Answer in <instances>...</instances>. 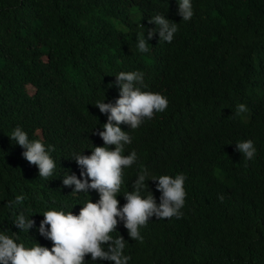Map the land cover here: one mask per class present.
Returning <instances> with one entry per match:
<instances>
[{
    "label": "trees",
    "instance_id": "1",
    "mask_svg": "<svg viewBox=\"0 0 264 264\" xmlns=\"http://www.w3.org/2000/svg\"><path fill=\"white\" fill-rule=\"evenodd\" d=\"M193 7L185 22L176 0H0V229L42 240L47 208L79 213L83 198L62 185L68 154L94 127L95 102H111L110 77L141 71L144 90L169 103L133 130L132 149L141 162L159 159L160 175L185 174L187 195L182 217L150 218L142 241L118 224L112 235L126 232L129 264H264V0ZM157 14L178 32L171 43L154 35L141 53L136 36L145 29L147 39ZM18 126L52 147L55 176L40 178L23 158L10 140ZM247 139L257 148L251 161L235 146ZM20 211L35 221L27 234L12 224Z\"/></svg>",
    "mask_w": 264,
    "mask_h": 264
},
{
    "label": "clouds",
    "instance_id": "2",
    "mask_svg": "<svg viewBox=\"0 0 264 264\" xmlns=\"http://www.w3.org/2000/svg\"><path fill=\"white\" fill-rule=\"evenodd\" d=\"M176 3L182 20H191L195 14L193 0H176ZM148 23L156 27L147 32V39L144 28L136 36L135 43L141 53L149 51L147 41L154 35L171 43L178 32L179 24L166 19L164 14L151 17ZM110 88L111 102H105V95L95 102V125L79 137L68 154L71 174L65 172L62 177V185L71 187L73 195L80 194L83 198V203L78 205L79 213L49 207L40 214L44 219L38 228L31 219L33 215L25 211L14 213L12 224L20 233L27 234L36 228L47 240L25 243L19 234L0 229V264H86L88 255L92 264L97 261L129 264L131 256L124 252L126 232L115 238L112 235L117 233L118 224H123L132 240L142 241L141 229L150 218L182 217L187 195L186 175H160L159 159L141 162L132 149L133 130L156 113L164 112L169 103L167 96L144 90L141 71H120L112 75ZM238 110L246 112L247 106L241 103ZM10 140L23 149V158L37 167L40 178L56 175L58 164L51 155L53 149L43 139L30 138L18 126L12 130ZM235 146L247 161L257 155L251 139ZM24 200L22 194L17 195L14 201H9V206L14 208Z\"/></svg>",
    "mask_w": 264,
    "mask_h": 264
},
{
    "label": "rangeland",
    "instance_id": "3",
    "mask_svg": "<svg viewBox=\"0 0 264 264\" xmlns=\"http://www.w3.org/2000/svg\"><path fill=\"white\" fill-rule=\"evenodd\" d=\"M27 91L29 92V94H32L34 92V89L32 87H28Z\"/></svg>",
    "mask_w": 264,
    "mask_h": 264
},
{
    "label": "bare ground",
    "instance_id": "4",
    "mask_svg": "<svg viewBox=\"0 0 264 264\" xmlns=\"http://www.w3.org/2000/svg\"><path fill=\"white\" fill-rule=\"evenodd\" d=\"M93 131H96V128ZM66 157H67V155H65V159H66ZM121 203H122V200H120V205H121Z\"/></svg>",
    "mask_w": 264,
    "mask_h": 264
}]
</instances>
